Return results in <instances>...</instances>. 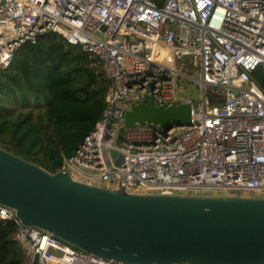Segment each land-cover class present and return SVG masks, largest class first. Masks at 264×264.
I'll return each instance as SVG.
<instances>
[{"label":"built area","instance_id":"2783aa9c","mask_svg":"<svg viewBox=\"0 0 264 264\" xmlns=\"http://www.w3.org/2000/svg\"><path fill=\"white\" fill-rule=\"evenodd\" d=\"M47 32L94 57L109 81L101 118L60 170L129 193L264 196V0H0V69ZM178 58L197 76L181 73ZM185 79L200 102L182 95ZM140 103L188 104L190 124L134 125L117 144L123 113ZM0 221L14 225L22 264H114L2 206Z\"/></svg>","mask_w":264,"mask_h":264},{"label":"water","instance_id":"95a60500","mask_svg":"<svg viewBox=\"0 0 264 264\" xmlns=\"http://www.w3.org/2000/svg\"><path fill=\"white\" fill-rule=\"evenodd\" d=\"M190 109L131 104L116 143L134 125L187 126ZM0 206L22 226L114 264H264V196L129 193L48 172L0 147Z\"/></svg>","mask_w":264,"mask_h":264},{"label":"trees","instance_id":"16d2710c","mask_svg":"<svg viewBox=\"0 0 264 264\" xmlns=\"http://www.w3.org/2000/svg\"><path fill=\"white\" fill-rule=\"evenodd\" d=\"M264 91V78L258 76ZM109 87L97 60L56 33L38 35L0 69V147L61 169L102 116ZM15 227L0 221V264H22Z\"/></svg>","mask_w":264,"mask_h":264},{"label":"rangeland","instance_id":"374dc122","mask_svg":"<svg viewBox=\"0 0 264 264\" xmlns=\"http://www.w3.org/2000/svg\"><path fill=\"white\" fill-rule=\"evenodd\" d=\"M129 41L131 40L129 39ZM177 62H178L177 68L179 69L181 73H183L184 75L190 76V77L197 76L196 72L193 69V64L189 60L178 58ZM182 85H183L182 95L191 97L192 99L195 100V102L201 101V95L198 90V85L194 81L190 79H185V81L182 82ZM213 105L214 104H210L208 101H206V106L208 108H210Z\"/></svg>","mask_w":264,"mask_h":264}]
</instances>
